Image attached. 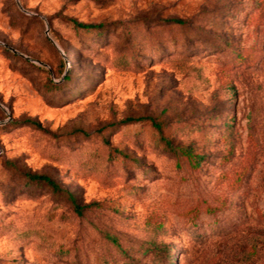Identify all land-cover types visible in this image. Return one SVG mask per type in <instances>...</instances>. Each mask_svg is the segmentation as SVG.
<instances>
[{
  "label": "rangeland",
  "instance_id": "rangeland-1",
  "mask_svg": "<svg viewBox=\"0 0 264 264\" xmlns=\"http://www.w3.org/2000/svg\"><path fill=\"white\" fill-rule=\"evenodd\" d=\"M18 3L0 0V264H264V0Z\"/></svg>",
  "mask_w": 264,
  "mask_h": 264
},
{
  "label": "trees",
  "instance_id": "trees-1",
  "mask_svg": "<svg viewBox=\"0 0 264 264\" xmlns=\"http://www.w3.org/2000/svg\"><path fill=\"white\" fill-rule=\"evenodd\" d=\"M69 23L71 24L72 28L76 31H81V32H95L97 31L98 34H102L105 32L106 30V27L104 24L102 23H99V24H85V23H81L75 19H69L68 20ZM166 23H169V24H178V25H181L183 24L184 22L181 21V20H178V19H168L165 21ZM242 60V59H241ZM123 63L119 62L117 63V66L118 67H122ZM69 79L68 76H66L65 80L64 81H67ZM52 87H56L55 84L51 83L50 84ZM135 121V119H132V118H126L125 120H123V122L125 123H128V122H133ZM25 124H29V125H32L36 128H41V125L39 122L35 121V120H25L24 121ZM153 126L155 128H159L158 124L153 122L152 123ZM105 143H108L107 140L104 141ZM165 144L167 146V148L169 150H171L172 152L176 153V154H179V155H182L188 159H191V160H194V163L193 165L194 166H198L199 165V162L200 160H202L203 158L202 157H193L192 156V151L191 149H188V148H184V149H177L178 152L176 151V148L173 147L169 141H165ZM115 153H119L118 151H115ZM23 176L26 178L27 182L30 184V183H35V184H39V185H45L46 187H48L51 192H53L54 194H58V195H63L66 200L72 205L73 207V212L77 215V216H81L82 213H83V210L85 208H88V207H92V206H99L97 203H93V204H89V205H86V206H81L79 205V203L77 202L76 198H75V195L70 193L69 191H67L66 189H63L61 188L56 182H54L49 176H46V175H42V174H31V173H23ZM114 239H112V242L113 243H116L115 241H113ZM163 248H165L163 246Z\"/></svg>",
  "mask_w": 264,
  "mask_h": 264
},
{
  "label": "water",
  "instance_id": "water-1",
  "mask_svg": "<svg viewBox=\"0 0 264 264\" xmlns=\"http://www.w3.org/2000/svg\"><path fill=\"white\" fill-rule=\"evenodd\" d=\"M16 3H17V5H19L18 0H16ZM46 34H47V31H46Z\"/></svg>",
  "mask_w": 264,
  "mask_h": 264
}]
</instances>
